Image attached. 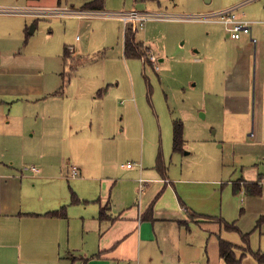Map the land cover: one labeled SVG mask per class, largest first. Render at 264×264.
Returning a JSON list of instances; mask_svg holds the SVG:
<instances>
[{"label": "crops", "instance_id": "1", "mask_svg": "<svg viewBox=\"0 0 264 264\" xmlns=\"http://www.w3.org/2000/svg\"><path fill=\"white\" fill-rule=\"evenodd\" d=\"M23 1L20 6L39 5L38 0ZM53 1L48 5L62 3ZM243 1L204 0L194 6L215 12ZM17 2L3 0L0 4ZM104 6L119 8L108 0L103 1ZM237 16L253 22L251 37L256 44L248 35L231 39L222 24L205 23L209 44L203 49L196 45L193 50L195 56L201 54L200 63L209 67L208 86L213 88L208 102L215 110L204 105L202 116L207 117L209 111L213 133L221 131L222 142H216L217 148L230 147L220 170L226 179L213 181L216 187L221 186L219 218L182 206L186 216L179 217L180 199L179 205L170 200L173 217L159 210L162 206L145 212L161 188L150 191L148 183L144 186L146 197L136 206L133 193L138 191L141 176L156 177L158 184L170 179L156 143L147 158L142 147L139 153L143 126L137 143L126 127L120 131L113 127L119 101H113L112 93L119 83L114 86L100 73L77 84L80 69L97 62L88 60L87 46L81 48L77 42L75 48L65 42L57 46L62 48L61 65L69 67V72L43 75L41 69L22 63L37 56L33 54L38 50L36 44L29 41L33 46L23 54H14L10 46L32 35L35 24L26 17L0 16V41L7 40L3 50L12 49L11 53L0 49L4 82H0V264H226L219 255V240L234 246L240 264H264L254 257V253L264 254V0L245 4ZM71 47L73 54L64 62V49ZM64 74L69 80L63 87ZM130 89L125 100L133 96L132 85ZM216 109H220L219 121ZM171 138L173 153L190 154L183 150L185 140L180 152L173 151V124ZM126 150L129 156L124 154ZM133 153L139 163L128 161ZM127 164L132 165L127 168ZM32 166L38 172H32ZM73 166L78 176H71ZM149 166L152 169H146ZM153 167L162 168V179ZM254 186L260 189L259 194L252 193ZM73 195L78 203L72 202ZM61 208L65 217L52 214ZM101 209H106L102 220ZM225 224L236 229H226ZM205 245L208 251L203 253Z\"/></svg>", "mask_w": 264, "mask_h": 264}, {"label": "rangeland", "instance_id": "2", "mask_svg": "<svg viewBox=\"0 0 264 264\" xmlns=\"http://www.w3.org/2000/svg\"><path fill=\"white\" fill-rule=\"evenodd\" d=\"M1 1L3 0H0V3ZM4 1L15 2L16 0ZM17 1V3H10L15 5L0 4V6L19 8L27 6H20L24 2L23 0ZM63 1L65 2L62 0L59 6L79 8L81 7L79 5L86 0H67V4H64ZM111 1L119 8L104 6L103 10L118 12L135 9L137 11L169 14L174 17L207 13V11L198 10L194 6L195 2H203L204 0H108V2ZM36 2L39 5L28 6H57L48 5L54 3L53 0H38ZM15 17L23 16L15 15ZM26 18L35 24L36 30L27 38L24 36L23 39L12 42L10 46L14 49V54H23L25 48H27L26 53H29V49L33 46L28 45L31 41L36 44L34 46H38V50L33 52L37 56L27 57L22 63L41 69L40 71L47 77L54 76L56 71L69 72V67L61 65L62 48L57 49V46L64 42L74 48L75 42L81 48L86 45L87 59H96L97 62L88 63L80 69L76 79L77 84H82L92 74L99 75L100 73H105L106 79L111 81L114 86L119 83L118 89H114L112 93L113 101H119V107L114 115L117 123L113 119V127H117L119 131L126 127V132H131L137 143L143 126L142 140L136 147L139 149V153L141 147L143 148L146 158L156 143L159 154H162L165 160V175L169 177V183H174V188L168 184V181L167 184L163 181L158 184L155 181L156 177L153 179L150 176H141L149 184L147 188L150 191L161 186L152 196L145 212L149 210L150 213L149 208L154 211L162 206L159 210H164L163 212L168 213L169 217H173L174 212L170 207V200L173 199V202L175 201L179 205L178 199H180L182 205L176 209L180 211L179 217L186 216L185 210L188 208L196 214L219 218L222 199L221 186L216 187L213 181L226 179L225 175H221L220 170L222 161L229 156L230 147L217 148V144L222 142L221 131L219 130L218 134L213 133L215 126L209 111L207 117L203 118L202 116L204 105L215 110L214 105L208 102L212 97L211 93H213L211 90L213 88L208 86L209 67L200 63L201 54L195 56L193 53L196 45H200L199 48L203 49L209 44L210 35H206L208 33L206 28L208 27L205 22L146 21L144 27L135 33V38L150 48L155 55L159 68L156 71L147 60L124 58L122 53L124 29L119 20L76 17L33 18L30 16ZM6 42L7 40L0 41V49L3 53H11L12 49L9 46L3 50ZM45 45H51V47L48 48ZM73 47L70 49L73 50ZM11 58L13 57L11 56ZM195 58L198 62H195ZM6 81L9 82V80ZM0 82L4 83L1 77ZM194 83L195 86H193ZM130 85L133 86V96L130 97V100H125L127 96L131 95ZM81 89L83 90L82 86ZM131 106H134L137 112L133 111ZM7 112L6 109L4 114L6 115ZM13 113L14 109L11 108L9 114L11 118ZM113 113L114 110L110 112V114ZM121 114L124 117L123 124ZM220 116V109L218 111L216 109L215 118L218 117L217 121H219ZM140 117H142V121L139 120ZM175 119L180 120L184 125L183 140L185 143L183 150L190 153L187 156L172 152V124ZM7 120L8 118L4 119V121ZM28 133L27 127V135H29ZM62 151H65V145ZM124 154L129 156L130 153L126 150ZM133 156L128 161L139 163L140 160L136 158L135 153ZM146 169L152 168L149 166ZM154 170L159 179L164 177L162 168L158 171L153 167ZM201 180H208L209 182H200ZM169 188L172 194L169 192ZM145 191L146 187L142 191L133 193L136 206L140 207V203L147 195V193L144 195ZM181 206L186 208L181 209ZM139 215L141 217L143 214L140 212ZM177 219L179 221L181 218ZM193 237L194 234L192 233ZM204 251H208L207 245L203 247L202 252L204 253Z\"/></svg>", "mask_w": 264, "mask_h": 264}, {"label": "built area", "instance_id": "3", "mask_svg": "<svg viewBox=\"0 0 264 264\" xmlns=\"http://www.w3.org/2000/svg\"><path fill=\"white\" fill-rule=\"evenodd\" d=\"M256 0H245L240 4H235L231 7L215 11L207 12L193 16H181L174 17L169 14L152 13L148 11H137L135 9L129 11L108 12L103 9H89L84 7H61L59 5L55 7H41V6H26V7H5L0 6V16H23L33 18H103V19H115L119 20L123 24V33L126 30H130L132 33H136L139 29L144 27V24L148 20H185L205 23H219L224 26L225 31L229 34L233 40H239L242 36H250L251 42L256 44V39L251 37V21L242 20L237 16V11L247 3H251ZM146 47V46H145ZM148 50L147 57L140 60H147L154 70H158V61L155 55ZM68 52L73 54L71 49ZM132 164H127V168H130ZM30 170L34 173L38 172L37 168L32 166ZM72 177L78 176L79 172L76 167L70 169ZM264 181V175L261 178V182ZM138 191H141L145 186V180L138 179Z\"/></svg>", "mask_w": 264, "mask_h": 264}, {"label": "trees", "instance_id": "4", "mask_svg": "<svg viewBox=\"0 0 264 264\" xmlns=\"http://www.w3.org/2000/svg\"><path fill=\"white\" fill-rule=\"evenodd\" d=\"M35 1V0H29ZM103 1L104 0H92L85 4L84 8L89 9H103ZM148 49L143 45L142 42L137 41L135 38V33H132L129 29L126 30L123 37V55L126 59H141L147 57ZM71 56H69L68 49L65 48L63 52V60L64 62L69 61ZM69 75L63 76L64 82L63 87L68 82ZM183 124L180 120L175 119L173 121V151L180 152L183 145ZM244 184V182H243ZM251 187V186H249ZM254 194H259L260 189L257 186H254V190L252 191ZM72 202L78 203V198L73 195ZM151 211V208H149ZM53 215H61L65 217V210L61 208L58 211L52 212ZM106 215V209H101L99 218L102 220ZM226 229H236L233 224H225ZM234 246L228 242L223 240H219V255L224 260L226 264H240V259H237L234 253ZM254 257L258 263H264V254L254 253Z\"/></svg>", "mask_w": 264, "mask_h": 264}]
</instances>
